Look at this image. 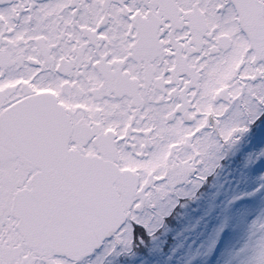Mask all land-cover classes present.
Instances as JSON below:
<instances>
[{"label":"snow or ice","instance_id":"snow-or-ice-1","mask_svg":"<svg viewBox=\"0 0 264 264\" xmlns=\"http://www.w3.org/2000/svg\"><path fill=\"white\" fill-rule=\"evenodd\" d=\"M258 121L264 0H0V264H100Z\"/></svg>","mask_w":264,"mask_h":264},{"label":"rangeland","instance_id":"rangeland-1","mask_svg":"<svg viewBox=\"0 0 264 264\" xmlns=\"http://www.w3.org/2000/svg\"><path fill=\"white\" fill-rule=\"evenodd\" d=\"M263 133L264 125L258 121L238 141L223 144L210 158V168L203 173V179H200L201 172L198 169L191 174L189 181L178 185L155 207L144 213L147 223L132 225L128 242L116 244L110 252L101 246L90 259L96 261L99 258L100 264H131L127 258L135 254L140 260L139 264H251L255 246L264 240ZM245 139H248L249 144L247 152L246 148L233 152L232 149ZM254 164L259 165L257 170H253ZM197 194L202 196L200 204L203 209L195 215L191 203L180 204V201ZM248 197L251 199L249 204H236V200L240 202V199ZM190 221L191 224L186 225ZM135 224L145 227L149 232L162 229L167 224L165 230L168 234H163L165 239L162 244L152 247L155 233L141 236L135 233ZM227 226L231 231L225 249L220 259L210 261L214 242ZM183 230L192 234L191 240H187ZM106 239L111 242L115 237ZM165 244L168 247L162 249Z\"/></svg>","mask_w":264,"mask_h":264},{"label":"trees","instance_id":"trees-1","mask_svg":"<svg viewBox=\"0 0 264 264\" xmlns=\"http://www.w3.org/2000/svg\"><path fill=\"white\" fill-rule=\"evenodd\" d=\"M264 125V124H263ZM251 134H256V132H251ZM252 145H254V144H252ZM249 146V144H248V139H245V140H243V142H239L232 150H233V152H235L236 150L237 151H242V150H244L245 148H246V152H247V147ZM261 145H259V148H258V151H259V155H258V151H257V155L260 157V150H261ZM256 156V155H255ZM258 159V158H257ZM256 159V160H257ZM254 161H255V158H254ZM201 195L200 194H197L196 196H194V197H192V198H189V199H184L183 201H182V203L181 204H183V203H191L192 204V211H194V214L195 215H198V214H200L201 213V211H202V209H203V205L202 204H200L202 201H200L201 200ZM178 210V209H177ZM169 218V217H168ZM168 218H167V220H168ZM191 224V221L189 222V223H187L186 225H190ZM141 227V229H139V225L138 224H136L135 225V228H136V231H135V233H140L141 234V236L142 235H144V234H150L148 231H147V229L146 228H144V227H142V226H140ZM167 228V224H164V227L162 228V229H159V230H156L155 232H153V233H155V235L153 236V239H152V247H154V245H160V244H162V242H163V240L165 239V236L163 235V234H168L167 232H166V229ZM183 234H186V238H187V240H191L192 239V234L191 233H188L187 231H184L183 230ZM225 246H226V241H225V243H224V246H223V248H222V250H220V252H219V254L216 256L217 258L215 259L216 261L218 260V259H220V257H221V254H222V252L224 251V249H225ZM166 247H168V245H163L162 246V249H166ZM165 255H167V254H165ZM127 260L131 263V264H134V263H136L137 262V264H139L140 263V260H139V258L135 255V254H132V256H129L128 258H127Z\"/></svg>","mask_w":264,"mask_h":264}]
</instances>
